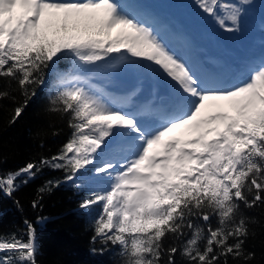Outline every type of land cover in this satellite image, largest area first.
Returning a JSON list of instances; mask_svg holds the SVG:
<instances>
[{
  "label": "snow or ice",
  "instance_id": "6c2138e0",
  "mask_svg": "<svg viewBox=\"0 0 264 264\" xmlns=\"http://www.w3.org/2000/svg\"><path fill=\"white\" fill-rule=\"evenodd\" d=\"M195 2L236 33L253 0ZM139 9L137 0H0V102L24 97L10 122L51 78L49 110L71 129L56 155L0 172V191L61 170L87 191L82 208L99 206L93 244L118 246L120 264H178V254L250 264L257 221L244 210L264 208V52L233 66L193 60ZM24 224L0 233V264H38L36 228Z\"/></svg>",
  "mask_w": 264,
  "mask_h": 264
},
{
  "label": "trees",
  "instance_id": "16d2710c",
  "mask_svg": "<svg viewBox=\"0 0 264 264\" xmlns=\"http://www.w3.org/2000/svg\"><path fill=\"white\" fill-rule=\"evenodd\" d=\"M253 6L254 0L246 8ZM263 7L257 10L262 19ZM219 36L223 38L221 33ZM50 80L45 86L36 88V95L28 100L15 123L10 121L15 106L23 103V95L16 92L15 101L0 102V172L56 155L70 137L68 117L49 110ZM133 84L131 79L123 82L124 86ZM63 178V171L45 167L28 183H20L11 196L0 191V233L22 234L24 221L32 223L37 234L38 264H120L118 246L93 244L94 220L99 206L82 208L80 205L87 191L72 182H64ZM49 180L61 183L51 191L39 193ZM34 200H39L38 207L32 206ZM244 213L257 221L251 226L253 235L245 244L247 251L255 254L250 264H264V208L245 209ZM101 248L105 250L101 252ZM176 259L178 264H186L179 254ZM230 264L238 262L230 260Z\"/></svg>",
  "mask_w": 264,
  "mask_h": 264
},
{
  "label": "rangeland",
  "instance_id": "374dc122",
  "mask_svg": "<svg viewBox=\"0 0 264 264\" xmlns=\"http://www.w3.org/2000/svg\"><path fill=\"white\" fill-rule=\"evenodd\" d=\"M137 2L140 6L139 10L157 25L162 38L167 43L172 42L173 45L176 43L177 45L170 47L176 50L178 48L179 52H186L189 55L194 37L205 44L204 53H210L221 61L238 59L244 63L250 58H258L264 52V19L259 20L257 12L264 6L261 0H254L253 8L246 10V14L242 17L241 31L236 33L221 30L211 18L198 9L195 0L183 3L180 0H137ZM21 12L22 9L18 7L15 15L18 16ZM207 22L211 23L212 27L203 28L202 24ZM220 32L228 40L220 37L221 42L216 36ZM214 56L212 58L216 59ZM190 57L195 60L192 55ZM195 57L196 60L205 61L207 55L197 52ZM218 64L222 63L218 62ZM97 82L103 84L101 80Z\"/></svg>",
  "mask_w": 264,
  "mask_h": 264
},
{
  "label": "bare ground",
  "instance_id": "6f19581e",
  "mask_svg": "<svg viewBox=\"0 0 264 264\" xmlns=\"http://www.w3.org/2000/svg\"><path fill=\"white\" fill-rule=\"evenodd\" d=\"M171 43H172V42H170V43H168V44H171ZM174 44H176V43H174ZM176 45H177V44H176ZM198 61H202V60H201V59H200V60L198 59Z\"/></svg>",
  "mask_w": 264,
  "mask_h": 264
}]
</instances>
